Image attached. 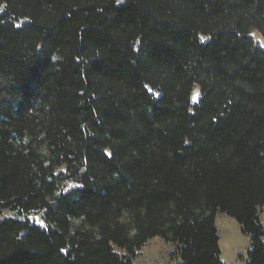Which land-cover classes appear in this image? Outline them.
I'll list each match as a JSON object with an SVG mask.
<instances>
[{
  "label": "trees",
  "instance_id": "16d2710c",
  "mask_svg": "<svg viewBox=\"0 0 264 264\" xmlns=\"http://www.w3.org/2000/svg\"><path fill=\"white\" fill-rule=\"evenodd\" d=\"M250 31L264 0H0V264H131L154 237L223 264L217 213L264 264Z\"/></svg>",
  "mask_w": 264,
  "mask_h": 264
},
{
  "label": "rangeland",
  "instance_id": "374dc122",
  "mask_svg": "<svg viewBox=\"0 0 264 264\" xmlns=\"http://www.w3.org/2000/svg\"><path fill=\"white\" fill-rule=\"evenodd\" d=\"M123 0H117L121 3ZM249 36L253 39L256 45L264 47V42L257 31H250ZM199 88L195 85L192 89L191 102L198 99ZM73 186L72 183H66V187ZM3 218H15V213L9 210L1 212ZM33 222L40 224L38 214H31ZM258 218L264 231V205L258 209ZM215 226L218 234V246L220 249L219 260L223 264H245L247 260V252L250 248V238L243 235L240 231V226L234 219L223 214L217 213L215 216ZM261 242L264 244V234L261 237ZM113 250L123 255L124 251L113 248ZM174 250V245L166 243L158 237L148 240L143 247L138 251L136 256L131 259V264H177L178 258L171 255Z\"/></svg>",
  "mask_w": 264,
  "mask_h": 264
}]
</instances>
